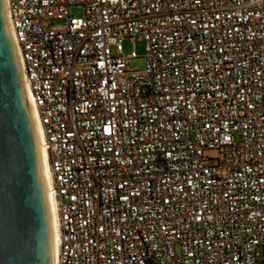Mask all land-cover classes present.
I'll use <instances>...</instances> for the list:
<instances>
[{
    "label": "built area",
    "instance_id": "1",
    "mask_svg": "<svg viewBox=\"0 0 264 264\" xmlns=\"http://www.w3.org/2000/svg\"><path fill=\"white\" fill-rule=\"evenodd\" d=\"M6 4L56 264H264V0Z\"/></svg>",
    "mask_w": 264,
    "mask_h": 264
},
{
    "label": "water",
    "instance_id": "2",
    "mask_svg": "<svg viewBox=\"0 0 264 264\" xmlns=\"http://www.w3.org/2000/svg\"><path fill=\"white\" fill-rule=\"evenodd\" d=\"M6 0H0V264H52L51 211Z\"/></svg>",
    "mask_w": 264,
    "mask_h": 264
},
{
    "label": "bare ground",
    "instance_id": "3",
    "mask_svg": "<svg viewBox=\"0 0 264 264\" xmlns=\"http://www.w3.org/2000/svg\"><path fill=\"white\" fill-rule=\"evenodd\" d=\"M27 93L29 96V100L31 103L32 107V115L35 120V125H36V135H37V140L39 143V149H40V163H41V168L44 174V180L46 184L45 188V193L47 195V203L50 206V211H51V221H52V230H53V238H54V243H53V248H52V264L57 263V253H58V207H57V202L55 199V194H54V187L52 184V177H51V171H50V165L48 162V156L46 152V148L44 146L43 142V131L40 125V122L36 116L34 104H33V99L31 92L27 89Z\"/></svg>",
    "mask_w": 264,
    "mask_h": 264
},
{
    "label": "rangeland",
    "instance_id": "4",
    "mask_svg": "<svg viewBox=\"0 0 264 264\" xmlns=\"http://www.w3.org/2000/svg\"><path fill=\"white\" fill-rule=\"evenodd\" d=\"M70 14L75 17H83L84 10L82 7L74 6L70 8ZM133 44L126 40L123 42V51L125 54H129L133 51ZM136 54L138 56L137 59L132 60L130 64V68L132 70H144L146 68V59H145V46L143 42H137L135 46ZM112 54H116V50L114 47L111 48ZM237 141H239V136L236 137Z\"/></svg>",
    "mask_w": 264,
    "mask_h": 264
}]
</instances>
